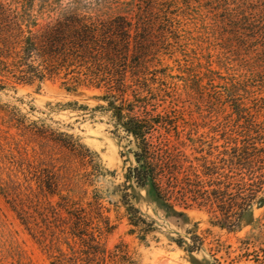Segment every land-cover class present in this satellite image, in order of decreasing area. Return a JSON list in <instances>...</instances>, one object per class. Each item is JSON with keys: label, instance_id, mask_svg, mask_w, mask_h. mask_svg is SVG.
I'll use <instances>...</instances> for the list:
<instances>
[{"label": "rangeland", "instance_id": "rangeland-1", "mask_svg": "<svg viewBox=\"0 0 264 264\" xmlns=\"http://www.w3.org/2000/svg\"><path fill=\"white\" fill-rule=\"evenodd\" d=\"M0 4L40 25L67 8L145 20L149 50L139 70L158 111L177 119L180 148L198 175L194 193L171 205L127 181L134 159L101 108L104 90L68 92L60 78L27 79L14 66L19 37L3 30L0 12V264H87L90 245L119 264H264L242 243L264 232V0ZM36 127L79 139L96 166ZM246 163L262 184L241 213L236 192L251 183Z\"/></svg>", "mask_w": 264, "mask_h": 264}, {"label": "trees", "instance_id": "trees-1", "mask_svg": "<svg viewBox=\"0 0 264 264\" xmlns=\"http://www.w3.org/2000/svg\"><path fill=\"white\" fill-rule=\"evenodd\" d=\"M63 11L60 17L40 25L17 9L0 4L3 30L19 37L20 49L14 66L32 81L60 78L68 92H76L82 87L103 89V99L108 104L101 108L111 114L115 129L124 133L128 153L134 159V165L127 171V181L147 188L157 199L168 204L171 198L194 193L196 184L191 177L198 175L193 161L180 148L184 144L179 140L178 121L167 112L158 111V98L139 70L149 50V24L140 18L132 23L126 16L97 19L74 8ZM1 64L7 65V62ZM35 129L36 133L48 136L84 162L95 164L93 153L74 136L52 131L48 134L39 127ZM244 165L250 173L251 183L243 181V191L236 192L241 201V213L252 205L262 184L249 164ZM230 204H234V200H230ZM218 207L223 211L220 205ZM228 222L234 226L231 219L228 218ZM196 238L197 244L203 243L200 237ZM182 243L180 241L179 245ZM242 243L247 256L254 253L256 261L264 262V232L260 238H247ZM197 244L189 245L187 250H198ZM250 247L258 249L249 252ZM89 250L87 264L111 261V264H119L114 262V256L107 260L105 250L99 245H90Z\"/></svg>", "mask_w": 264, "mask_h": 264}]
</instances>
